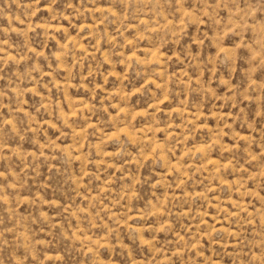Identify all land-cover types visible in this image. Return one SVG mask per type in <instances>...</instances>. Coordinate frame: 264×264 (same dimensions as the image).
<instances>
[{
	"label": "rangeland",
	"instance_id": "rangeland-1",
	"mask_svg": "<svg viewBox=\"0 0 264 264\" xmlns=\"http://www.w3.org/2000/svg\"><path fill=\"white\" fill-rule=\"evenodd\" d=\"M0 264H264V0H0Z\"/></svg>",
	"mask_w": 264,
	"mask_h": 264
}]
</instances>
